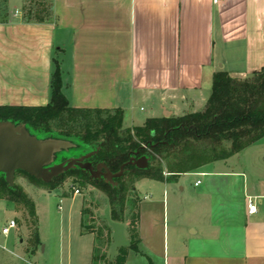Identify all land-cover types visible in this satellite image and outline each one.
Returning <instances> with one entry per match:
<instances>
[{
  "label": "crops",
  "instance_id": "obj_1",
  "mask_svg": "<svg viewBox=\"0 0 264 264\" xmlns=\"http://www.w3.org/2000/svg\"><path fill=\"white\" fill-rule=\"evenodd\" d=\"M9 2L19 6L0 20V106L49 104L58 61L70 106L122 109L124 127H140L203 110L219 71L245 79L264 68V0H51L38 20L24 17V0ZM140 102L152 106L143 124ZM250 174L215 162L176 181L139 180L138 250L125 264H264V179ZM10 234L0 245L14 256L0 249V264L41 261L40 239L16 246Z\"/></svg>",
  "mask_w": 264,
  "mask_h": 264
},
{
  "label": "trees",
  "instance_id": "obj_2",
  "mask_svg": "<svg viewBox=\"0 0 264 264\" xmlns=\"http://www.w3.org/2000/svg\"><path fill=\"white\" fill-rule=\"evenodd\" d=\"M55 66L49 104L37 107L0 106V122L23 124L39 139H59L73 143L72 149L59 155V162L98 151L90 159L93 165L104 163L113 174H117L134 153L139 152L137 158L147 157V168L127 166L123 176L115 180V185L104 179H93L79 168L70 170L50 183L37 180L25 172H17L50 190L61 187L69 177L76 178L83 185L90 184L98 188L106 193L111 218L117 223H127L126 209L131 206L130 246L120 248L112 264H125L128 250H138L140 199L135 185L139 180L176 181L183 173L227 160L264 138V68L246 79L232 78L227 72L219 71L214 75L212 93L203 110L181 117L148 119L143 126L125 128V113L122 109L70 106L62 90V71L58 61H55ZM166 172L170 174L168 178ZM3 199L24 206L37 226L33 201L19 186L10 187L5 175L0 174V200ZM85 224L82 221L83 228ZM33 240L39 243L37 232ZM105 258L102 255L98 259ZM94 260H97V256Z\"/></svg>",
  "mask_w": 264,
  "mask_h": 264
},
{
  "label": "rangeland",
  "instance_id": "obj_3",
  "mask_svg": "<svg viewBox=\"0 0 264 264\" xmlns=\"http://www.w3.org/2000/svg\"><path fill=\"white\" fill-rule=\"evenodd\" d=\"M18 6L17 3H10L9 0H0V20L9 17ZM22 8L26 18L47 19L51 9V0H24ZM211 90L212 87L208 89L207 99L211 94ZM198 110L201 109L196 107L194 111ZM151 114L152 106L149 103L140 102L136 105L135 115L139 124H143L147 118H150ZM30 130L33 131L32 129ZM227 160L228 162L225 164ZM227 160L216 161V163L219 167L230 168L235 166L238 170H249L252 178L254 176L264 179V138ZM213 163L215 164V162ZM193 179L190 177L188 180ZM14 186L22 188L33 201L37 226L34 225L33 220L28 216L24 206L3 199L0 200V234L3 235L2 229L11 220H17L19 225L10 234L16 246H19L20 241L26 240L28 236L29 238L34 237L35 232H37L42 242L38 248V256L41 259L38 264L57 263L62 246L65 249L62 259L66 264H84V261L87 264H112L116 259L118 254L113 260L110 257L112 230L101 219L104 215V210L109 208L105 192L90 184L83 185L82 182H79L74 177L66 178L61 187L50 190L49 187L21 173L16 174ZM75 189L80 191L79 195L75 194ZM84 210L86 212L85 215L83 214ZM130 212H132L131 206L126 209L127 223L124 224L127 227L126 236L128 240L132 235ZM82 219L86 223L84 228L81 225ZM81 232H85L86 235L82 236ZM2 240L3 238H0V243ZM3 245L6 248H10L8 243ZM2 248V245H0L3 254L13 258L14 254L8 252V249L2 250ZM68 249L71 252L70 255L68 254ZM84 249L88 252L86 253V259L85 255H83ZM92 254L94 257L97 256V260H94ZM102 255L106 258L99 260L98 258Z\"/></svg>",
  "mask_w": 264,
  "mask_h": 264
},
{
  "label": "water",
  "instance_id": "obj_4",
  "mask_svg": "<svg viewBox=\"0 0 264 264\" xmlns=\"http://www.w3.org/2000/svg\"><path fill=\"white\" fill-rule=\"evenodd\" d=\"M165 117L169 118L171 114L167 112ZM73 147L74 144L69 141L39 139L32 135L23 124L0 122V174L5 175L6 182L12 187L15 185V176L19 171L44 183H50L70 170L79 168L89 173L93 179H104L115 185V180L123 176L127 166L145 169L149 165L147 157L137 158L139 152L134 153L117 174H113L104 163L93 165L90 159L98 151L59 162V155ZM101 219L112 229L110 257L113 260L120 248L130 246L126 236V226L112 220L110 208L104 210Z\"/></svg>",
  "mask_w": 264,
  "mask_h": 264
},
{
  "label": "built area",
  "instance_id": "obj_5",
  "mask_svg": "<svg viewBox=\"0 0 264 264\" xmlns=\"http://www.w3.org/2000/svg\"><path fill=\"white\" fill-rule=\"evenodd\" d=\"M219 0H214L215 3H217ZM200 182H198L196 185L198 186ZM75 194L79 195L80 191L78 189H75ZM258 212V202L255 198H248L247 200V213L249 215H254ZM17 227V223L15 220H11L9 224L2 229L3 235H9L11 231Z\"/></svg>",
  "mask_w": 264,
  "mask_h": 264
}]
</instances>
